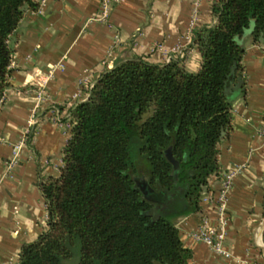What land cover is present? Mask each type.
I'll return each instance as SVG.
<instances>
[{"label": "trees", "instance_id": "1", "mask_svg": "<svg viewBox=\"0 0 264 264\" xmlns=\"http://www.w3.org/2000/svg\"><path fill=\"white\" fill-rule=\"evenodd\" d=\"M39 4L0 0V102L10 35ZM212 14L194 30L197 71L181 57L134 56L103 71L73 108L61 173L39 181L48 227L11 264H192L176 220L201 209L218 170V141L231 123L227 89L242 79L240 37L264 40V0H212ZM143 185L167 198H148Z\"/></svg>", "mask_w": 264, "mask_h": 264}, {"label": "crops", "instance_id": "2", "mask_svg": "<svg viewBox=\"0 0 264 264\" xmlns=\"http://www.w3.org/2000/svg\"><path fill=\"white\" fill-rule=\"evenodd\" d=\"M29 6L10 35L9 84L0 102V264L19 259L25 242L47 229L43 177H57L63 165L70 129L53 119L66 114L71 102L85 100L89 86L116 63L142 56L154 63L181 57L197 71L202 55L194 42L196 28L211 25L212 0H200L193 26L194 0H120L108 20L99 18L100 0H37ZM242 81L227 89L231 102L230 128L218 141V170L210 176L216 190L222 174L241 166L227 199L228 222L223 245L228 254L212 251L193 236L212 204L177 218L183 244L192 250V264H264V44L246 31ZM45 84L41 119L29 143L14 153L22 128Z\"/></svg>", "mask_w": 264, "mask_h": 264}, {"label": "built area", "instance_id": "3", "mask_svg": "<svg viewBox=\"0 0 264 264\" xmlns=\"http://www.w3.org/2000/svg\"><path fill=\"white\" fill-rule=\"evenodd\" d=\"M119 1L120 0H100L99 18L108 20L111 10ZM199 5L200 0H194L193 20L191 22L192 26L199 10ZM52 74L53 70L49 72L45 78H43L42 82L37 88V101L33 108L32 114L26 125L22 128L17 142L14 144L13 150L15 155L18 154V152L29 143L31 136L41 119V108L43 106V100L46 98L45 84ZM93 85L94 84H91L89 86V91ZM77 104V100L71 102L70 110L66 114H63L60 110L56 109L53 113V119L67 129H70L72 126L71 113ZM262 130L264 131V121L262 124ZM240 169L241 166H235L225 171L221 176V184L218 189L214 190L210 186L207 193L202 197V203L206 202L212 204L214 210V221H212L211 217L205 213L198 227L192 232L195 238L206 242L212 251L217 253L228 254L223 245L224 237L226 235V224L228 222L227 199L233 178L240 171Z\"/></svg>", "mask_w": 264, "mask_h": 264}, {"label": "water", "instance_id": "4", "mask_svg": "<svg viewBox=\"0 0 264 264\" xmlns=\"http://www.w3.org/2000/svg\"><path fill=\"white\" fill-rule=\"evenodd\" d=\"M225 130L226 129H223L221 131V135H220V138L224 135L225 133ZM171 158V157H170ZM173 162L176 164L177 166V163L174 159H172ZM143 190L146 194V196L152 200H155V201H162L163 199L167 198V192L165 191H156L155 189H153L152 187H146L145 185H143ZM155 264H163L162 262H160L159 260H156L155 261Z\"/></svg>", "mask_w": 264, "mask_h": 264}, {"label": "rangeland", "instance_id": "5", "mask_svg": "<svg viewBox=\"0 0 264 264\" xmlns=\"http://www.w3.org/2000/svg\"><path fill=\"white\" fill-rule=\"evenodd\" d=\"M249 37H250V39H251L250 34H249ZM251 41H253V40L251 39ZM253 42L264 44V40H262V41H253ZM69 262H70V264H78L77 258H72Z\"/></svg>", "mask_w": 264, "mask_h": 264}]
</instances>
